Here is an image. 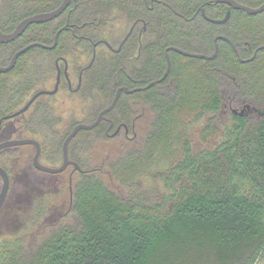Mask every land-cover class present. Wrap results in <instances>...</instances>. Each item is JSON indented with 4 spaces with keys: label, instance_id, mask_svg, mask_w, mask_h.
I'll list each match as a JSON object with an SVG mask.
<instances>
[{
    "label": "trees",
    "instance_id": "trees-1",
    "mask_svg": "<svg viewBox=\"0 0 264 264\" xmlns=\"http://www.w3.org/2000/svg\"><path fill=\"white\" fill-rule=\"evenodd\" d=\"M61 1L5 0L0 31L11 32L23 18L53 10ZM236 1L253 7L264 2ZM200 7L211 18H222L229 8L213 0H72L53 20L31 24L13 41L0 43V65H6L28 43L52 45L60 30L53 48H30L10 71L0 73V114L17 110L38 87L54 81L55 58L64 57L78 68L88 63L95 43V60L83 74L84 87L90 80L98 83L93 119L111 102L116 85L134 88L160 77L166 48L209 55L218 44L209 60L168 50L170 70L160 86L122 93L118 99L115 110L129 96H143L155 112L142 147L108 164L128 195L117 196L98 176L100 168H84L82 157L71 151L68 156L83 169L72 185L76 224L52 229L31 252L19 238L0 241V264H254L264 254V49L241 61L264 45V11L248 14L231 7L227 22L212 23ZM144 21V48L153 61L142 72L140 59L132 58L134 35L119 52L100 42L117 47L133 22L136 32ZM218 35L228 37L238 54L225 40L215 41ZM223 96L229 108L250 105L256 110L245 115L231 110L229 119L220 121ZM41 101L29 111L39 130L42 121L51 120V114H31ZM202 120L197 130L202 147L194 149L190 128ZM39 130L34 134L43 139L44 159L62 158L68 132L58 137L52 129ZM104 130L100 123L88 132L106 136ZM48 136L59 138L57 150L50 148ZM142 179L159 183V189L149 186L156 197H148Z\"/></svg>",
    "mask_w": 264,
    "mask_h": 264
},
{
    "label": "rangeland",
    "instance_id": "rangeland-1",
    "mask_svg": "<svg viewBox=\"0 0 264 264\" xmlns=\"http://www.w3.org/2000/svg\"><path fill=\"white\" fill-rule=\"evenodd\" d=\"M4 4L5 0H0V10ZM34 52L37 51L34 50ZM25 59H28V55L23 57V60ZM35 67L40 66L34 65V68ZM22 80V76L17 75V82H22ZM52 86L53 81L51 80L48 81L45 86L38 87L37 89H51ZM39 99L43 101L48 98L41 96L38 100ZM223 99L225 104L219 114V119L224 122L229 119L231 108H234V106L230 108L227 107V97L223 96ZM131 101L132 104L135 102L134 99H131ZM48 103L54 109V114H51V120L48 125L56 132L58 137L69 132L72 128V123H89L94 117L93 114H88L87 105L90 107L91 103L81 101L74 96L70 97L63 90L54 94ZM133 107L134 114H131V118H135V121L131 122L134 124L133 130L128 134L129 138L125 137L122 132L117 135L101 136L95 131L88 132V130H81L72 138V142H70L68 146L69 155H71V151H73V153L82 157L81 160L84 168H100L98 176L111 191L121 198H125L129 190L112 176L108 169V164L112 160L122 156L128 150L140 149L151 127V122L154 119L153 111L148 104H135ZM31 108L32 106L24 113V118L30 116L29 111ZM235 108L239 110L241 107ZM204 122L205 120L197 121L192 124L191 128L189 127L191 143L194 149L202 147V143L197 136V130ZM23 132L24 134H22V136L30 137L27 130ZM112 132L113 130L109 133L111 134ZM58 141L59 138L57 140L55 137H47L50 148L52 147L57 150ZM211 143L212 142L209 140L207 144L211 145ZM17 151H21V153L26 155L27 152H32L33 150L31 146H26L18 148ZM41 161L48 166H59L62 162V158L57 157L56 160L53 161L42 159ZM70 170L69 168L55 175H43L40 172L34 173V175H36L35 178L40 182L35 184L33 191H31L29 201L26 202L25 200L14 206L9 212L10 218L7 217L4 221L0 222V241L19 238L22 240L25 251L31 252L52 229L64 224H76L77 217L70 208L71 203L69 200ZM25 175L27 176L26 172ZM78 178L79 176L76 171L72 174V185ZM140 184L145 185V187L147 186L148 197L154 198L157 196V191L150 190V187L159 189V183L157 181L142 179ZM25 188L26 186L24 183H19V186H15L14 190L15 193H20L25 190ZM40 209H42V212L37 214V211L39 212ZM254 264H264V254Z\"/></svg>",
    "mask_w": 264,
    "mask_h": 264
},
{
    "label": "flooded vegetation",
    "instance_id": "flooded-vegetation-1",
    "mask_svg": "<svg viewBox=\"0 0 264 264\" xmlns=\"http://www.w3.org/2000/svg\"><path fill=\"white\" fill-rule=\"evenodd\" d=\"M136 28H137V24L133 22L131 24V26L129 27L128 31L126 32V34L124 35V37L121 39V41L117 45V47H113L110 43H108L107 41H104V40H101L100 43H103L109 50H111L113 52H119L121 50L122 46L124 45V43L128 40V38L131 35H134V41H136V42L132 41V43L137 44V49H136V54H134L132 58H139L140 59L141 64H139V67L143 72L146 70L148 62L153 61L152 57H149L147 49L144 48V46L146 45V43L148 41V36H147V31H146L147 22L146 21L142 22L141 25H139V27H138L139 29L135 32ZM128 32H129V34H128ZM127 34H128V36L126 37ZM93 46L96 47V44L94 43ZM94 47H93V50L91 53V58L88 60V63L81 65L78 68L77 67L74 68L73 66H71L68 63L67 59L64 57L55 58V61H54L55 62V65H54L55 73L53 74L54 81H53V86L51 89L54 88V86L56 84L57 76H59L57 89L53 94L41 95V96L48 97V99L39 102L38 106L35 108V110L36 109H38V110L36 112L31 111V114H38V113L54 114V109L48 103V101L51 99V97L54 94H56L60 90H63L64 92H66L67 95L70 97L74 96V97L79 98L81 101L91 103L90 107L87 105L88 114H94L95 113L94 111L96 109V107H95L96 102L92 100V97L96 96L95 92H97V91L94 90V87H97L98 83L94 80H90V84L88 87L83 86L84 82H86L85 80H83V74L93 64L95 57H96V50ZM46 49H48V48H46ZM168 50H170V49H168V48L165 49V56L168 55ZM0 53H1V48H0ZM59 58L63 62L62 66L59 65V61H60ZM129 59L130 58H128V60ZM170 64H171V61H170ZM143 67H144V69H142ZM166 67H167V56H166ZM121 68L124 69L125 68L124 65H122ZM168 74H169V72H168ZM168 74H167V76H168ZM160 77L155 78V79H159ZM166 77L164 79H162L160 82L156 83L155 85H152L151 87L160 86V84L166 79ZM155 79H153V80H155ZM153 80H151V81H153ZM149 82H147L146 84H144L142 86L147 85ZM115 84H116V81H114V85ZM119 87H127V86L126 85H116L115 88L113 89L114 95H115L116 90ZM136 87H141V86H136ZM151 87H148V88H151ZM163 87H165V86H161L160 88L163 89ZM127 88H129V87H127ZM148 88L142 89L140 91H145ZM40 89H45V88H40ZM40 89H38V90H40ZM129 89H133V88H129ZM38 90H36V91H38ZM133 92H138V91H133ZM133 92H131V93H133ZM122 93H124V92H121L120 96ZM131 93H125V94H131ZM114 95H113V97H114ZM41 96L37 97L34 100V102L29 106V108L31 106H33L35 104V102L38 100V98H40ZM120 96H119V98H120ZM113 97H112V99H113ZM112 99H111V101H112ZM131 99L135 100V102H133V104H132ZM116 103L110 111L105 113V115H104L105 118L102 119L98 123V125L100 123H102L104 125V127H105L104 133L106 135H117L120 132H122L125 137L129 138L128 134L131 130H133V124H134L131 122L135 121L134 120L135 118H131V114H134L133 105H135V104H138V105L148 104L151 109H152V107L147 102L146 98L143 96L139 97V98L129 96L127 99H125L123 106L120 107V109H118V110L117 109L115 110ZM106 106H103L101 109H99L96 112V114L98 115L99 112ZM94 107H95V109H94ZM29 108L25 112H27L29 110ZM40 108L45 109L47 111L39 112L41 110ZM14 111H16V110H14ZM152 111H153V109H152ZM13 112H11V113H13ZM25 112H23L19 115H16V116H12V117H6L7 115H10L11 113L0 114V169L4 170L7 177H8V188H7L5 196H4V198L0 204V222L4 221L7 217L10 218L9 212L14 206H16L17 204H19L25 200H26V202L29 201L31 191H33L35 184L40 182L35 178V176H36V175H34L35 172H40L43 175L59 174V173H47V172H44V171L37 169L34 166L33 156L35 153V146L32 144L2 146V144L9 142L11 140L21 139V138H33V139L37 140L38 143L40 144V154H39L38 160L40 163H42L41 160L46 157V153L44 151L45 149L42 145L43 139L40 138L38 135L34 134V132H36V131L38 132L39 129H37V126L34 124V120H32L31 117H28V118L23 117ZM107 114H125V118L122 119V117H120V120H118V119L115 120L113 117H110ZM153 114H155L154 111H153ZM97 115H96V117H97ZM95 118L93 120H95ZM38 127L41 128L39 131H43V130L46 131V130L51 129L50 125L48 126V124L45 123V121H42V123L40 125H38ZM24 130H27L29 132L30 137L22 136V134H24V132H23ZM111 130H113V132L110 134L109 132ZM26 146H31L33 151L27 152L26 155L21 153V151H17L18 148L26 147ZM69 159H70V157H69ZM70 160H72V159H70ZM72 161H74V160H72ZM42 164H44V163H42ZM44 165H46V164H44ZM69 168L71 169L69 172V191H70V199L69 200L71 203V199H72V174L78 170H74L73 166L69 165L64 171H66ZM81 171H83V169ZM25 172L27 173V176L25 175ZM70 180H71V183H70ZM19 183H24L26 188H25V190L21 191L20 193H15V190H14L15 186H17V185L19 186ZM2 188H3V176L0 173V194H1Z\"/></svg>",
    "mask_w": 264,
    "mask_h": 264
},
{
    "label": "water",
    "instance_id": "water-1",
    "mask_svg": "<svg viewBox=\"0 0 264 264\" xmlns=\"http://www.w3.org/2000/svg\"><path fill=\"white\" fill-rule=\"evenodd\" d=\"M71 2H72V0H62L61 3L53 10L35 13V14L29 15V16L23 18L22 20H20L15 25L14 29L11 32L4 33V32L0 31V43H8L10 41H13L17 37H19L26 30V28L31 24L44 23V22L53 20L54 18L58 17L70 5ZM213 2L214 3H225L229 6V8L226 10V13L222 18H211L205 14L204 8L200 7V12H201V15L203 16V18H205L206 20H208L212 23H225V22H227V20L230 17L231 7L238 9V10H242L248 14H258V13H261L264 11V2H262L260 5H258L256 7L240 3L236 0H213ZM59 31L56 32L54 42L52 45H47V44H43L40 42H31V43H28V44L24 45L23 47L19 48L18 50H16L13 53V55L11 56L9 62L6 65L0 66V73H4V72L11 70L16 63L17 58L21 54H23L27 50H29L30 48H33V47H41V48H48V49L53 48L57 42V37H58ZM128 34H129V32H128ZM128 34L126 35V37L128 36ZM217 39H223L226 42H228L231 45V47L233 48V50L235 51V53L238 54L235 45L233 44V42L228 37H226L224 35H218L215 38V41H217ZM168 49L173 50V51H175L181 55H184V56L202 58L205 60H209V59H213L216 56V54L218 52V44H217V42L215 43L214 51L212 54H209V55L203 54V53H197V52H188L186 50H182V49L174 47V46H171ZM260 49H264V45L258 46L254 50L251 57H249L247 59L241 58V61L252 60L255 57L257 51ZM166 56H167V67H166L165 72L163 73V75L159 79H155L153 81H150L145 86L135 87L133 89H129L127 87H119L116 90L115 95H114L111 103L109 105H107L106 107H104L99 112V114L97 115L95 120H93L92 122H89V123L79 122V123H76L71 128V130L69 131V133L66 135V137L64 138V140L62 142V162L59 166H48V165H44V164L39 162L38 157L40 154V144L38 143L37 140H35L33 138H21V139L11 140L9 142L2 144V146L23 145V144L34 145L35 146V153L33 156V164L37 169L44 171V172H47V173H60V172L64 171L69 165H72L74 170L81 171L82 169H81L80 165L78 163H76L75 161L70 160L69 156H68V146H69L71 139L81 130H90V129H93L94 127H96L98 125V123L102 119L105 118V116H104L105 113L110 111L114 107V105L117 102L121 92L131 93L133 91H140L142 89L151 87L152 85H155L156 83H158L162 79H164L167 76L169 69H170V58L168 55H166ZM58 81H59V76H57L56 84H55L53 89H40V90L36 91L21 108L14 111L10 115H7L6 117L16 116V115H19V114L25 112L29 108V106L34 102V100L41 95L53 94L57 89ZM231 110L234 114L245 115V114H247L253 110H256V109L251 107L250 105H246V106L241 107L239 110L237 108H232ZM0 173L3 176V188H2V191L0 194V204H1V202L5 196V193L7 191V188H8V177H7L4 170L0 169ZM70 183H71V180H70Z\"/></svg>",
    "mask_w": 264,
    "mask_h": 264
}]
</instances>
